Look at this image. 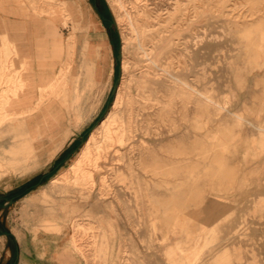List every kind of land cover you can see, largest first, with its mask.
Returning a JSON list of instances; mask_svg holds the SVG:
<instances>
[{
  "label": "rangeland",
  "instance_id": "obj_1",
  "mask_svg": "<svg viewBox=\"0 0 264 264\" xmlns=\"http://www.w3.org/2000/svg\"><path fill=\"white\" fill-rule=\"evenodd\" d=\"M104 1L120 60L77 91L67 75L31 88V113L60 109L58 141L43 128L26 140L30 113L13 107L26 65L1 46L0 194L13 202L0 200V264H264V0ZM14 3L24 21L70 19L63 0ZM128 38L145 53L135 65ZM127 90L116 161L95 153L99 125Z\"/></svg>",
  "mask_w": 264,
  "mask_h": 264
},
{
  "label": "crops",
  "instance_id": "obj_2",
  "mask_svg": "<svg viewBox=\"0 0 264 264\" xmlns=\"http://www.w3.org/2000/svg\"><path fill=\"white\" fill-rule=\"evenodd\" d=\"M70 16L66 25H58L56 20L44 17L42 20L24 21L20 17V8L14 0H0V50L3 41L12 44L13 62L19 67L22 62L26 65L24 80L27 88L36 87L33 73L39 63L50 64L49 53L52 47L53 36L50 32L52 26L57 30L64 48L72 46V67H76L83 57L89 62H94V68L98 74L96 79L102 78L107 64L113 59L116 51V38L113 30L111 12L104 0H63ZM64 29L66 32H64ZM71 29V32H70ZM98 42V43H97ZM101 46V47H100ZM96 48V49H95ZM101 51V52H100ZM78 52V54H77ZM96 52V53H95ZM65 54V53H64ZM92 58V59H91ZM100 58V59H99ZM91 59V60H90ZM79 61V62H78ZM101 61V63H100ZM58 60L56 63H59ZM32 91L25 95L31 96ZM32 103L34 99H31ZM60 109L53 101H45L38 112L30 113L28 126L34 136L41 135L43 128L45 134L51 130L55 140L64 136L67 126L61 125ZM75 134L58 152L60 156L73 143ZM56 155V156H57Z\"/></svg>",
  "mask_w": 264,
  "mask_h": 264
},
{
  "label": "bare ground",
  "instance_id": "obj_3",
  "mask_svg": "<svg viewBox=\"0 0 264 264\" xmlns=\"http://www.w3.org/2000/svg\"><path fill=\"white\" fill-rule=\"evenodd\" d=\"M122 42H123L122 49H121L122 52L124 51V49H128L129 51L131 50V52L134 53V61H133L132 65H135V64H137L143 60L145 53H143V55H139L140 54V52L138 50L139 48L137 46H135V44L132 42V40L130 38L124 39ZM77 54H78V52H77ZM49 58L51 60L50 64H48V63L37 64L35 71L33 73V76H34L33 84L40 91L42 89L55 86L57 84L58 80L64 78L63 76H66V75H67V77H69L68 79L71 82H74V84L72 85L71 88L66 86L67 90L72 89L73 91H77L79 89L80 83L82 85H85V86L94 85V83L96 81V76L98 75V73L96 72L94 65H93V63L95 61L92 63V62H89L87 60V58L83 57L82 60L80 61V63L76 67H72V62H73L72 50L70 51L67 48L66 52H64V48L61 46V42L58 38H54L52 41V47H51V50L49 53ZM58 60L60 62L56 63ZM121 62L123 64V60ZM100 63H101V61H100ZM78 67L82 68V70H80L79 73L76 71V68H78ZM122 68H123V66H122ZM78 74L81 75V78H77V77L74 78V75L77 76ZM25 86H26V81L24 80V78H20L18 88L22 92H21V94H19L21 96L15 101V105L13 106L14 108H18V113H27V112L31 113L33 111V109L35 108V107L31 106L32 105V101H31L32 98L25 95L27 91H31V88H27L24 90ZM130 93L131 92H129V90H127V93H125L126 95L128 94L127 95L128 97L124 99V101H123L124 105L121 106L123 108L119 109L120 117L118 120L114 121L113 127H109V123H110V121H112L111 114H109L106 118H104L101 121L99 127L103 128L105 133H104L101 141L97 144V149H96L95 153H98L103 148H109V149L113 150V153L116 156V161H121L123 159V157L125 156L122 150L125 149V147L129 143V139L132 138V137H129L128 135L126 136V134H125V128L129 124L128 123L129 115L132 113V111L134 109V106L132 104L133 99H131ZM14 94H17V93L14 92ZM117 96L115 99V103H117V101H116L118 99ZM5 103H6V101H5ZM115 103H114V105H115ZM17 124L23 127V129H24V131L28 137L26 140H31L32 134L30 133V130H29L28 120H27V123L18 122ZM5 131H6V129H5ZM9 134H10V132H9ZM8 136L9 135H7V137ZM18 146L19 145L16 146L17 149H19ZM2 148H4V147H2ZM89 153H90V150L88 149V142H87L85 147L83 148V151H82L80 157L85 158L88 156ZM140 163L142 165H144L146 163V160L144 157L141 158ZM126 164H128V163L126 162Z\"/></svg>",
  "mask_w": 264,
  "mask_h": 264
},
{
  "label": "water",
  "instance_id": "obj_4",
  "mask_svg": "<svg viewBox=\"0 0 264 264\" xmlns=\"http://www.w3.org/2000/svg\"><path fill=\"white\" fill-rule=\"evenodd\" d=\"M119 60H120V54H117L116 61H119ZM118 76H119V71H118ZM115 87H116V84H113L112 93L115 91ZM0 200H6L8 203L13 202V198H6V194H0Z\"/></svg>",
  "mask_w": 264,
  "mask_h": 264
},
{
  "label": "trees",
  "instance_id": "obj_5",
  "mask_svg": "<svg viewBox=\"0 0 264 264\" xmlns=\"http://www.w3.org/2000/svg\"><path fill=\"white\" fill-rule=\"evenodd\" d=\"M28 188L30 189V188H31V186H28V187H27V189H28Z\"/></svg>",
  "mask_w": 264,
  "mask_h": 264
}]
</instances>
